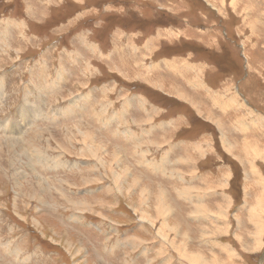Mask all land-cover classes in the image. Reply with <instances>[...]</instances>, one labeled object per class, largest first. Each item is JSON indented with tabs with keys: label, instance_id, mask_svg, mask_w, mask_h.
Here are the masks:
<instances>
[{
	"label": "rangeland",
	"instance_id": "rangeland-1",
	"mask_svg": "<svg viewBox=\"0 0 264 264\" xmlns=\"http://www.w3.org/2000/svg\"><path fill=\"white\" fill-rule=\"evenodd\" d=\"M0 91V264H264V0H0Z\"/></svg>",
	"mask_w": 264,
	"mask_h": 264
},
{
	"label": "bare ground",
	"instance_id": "bare-ground-1",
	"mask_svg": "<svg viewBox=\"0 0 264 264\" xmlns=\"http://www.w3.org/2000/svg\"><path fill=\"white\" fill-rule=\"evenodd\" d=\"M0 92H1V91H0ZM0 95H1V94H0ZM26 106H27V105H26ZM26 106L23 107V110H24V112H26L27 114L30 115L31 112H32V110H31L28 106H27V107H26ZM135 125H136V124H135ZM20 133H21V132H20ZM85 133H86V132H85ZM87 134H89V133H87ZM20 135H22V133H21ZM89 136H90V134L88 135V137H89ZM12 144H13V146H20V142H19V140H17V141H12ZM245 148H246V147H245ZM14 149H15V148H14ZM226 149H227V148H226ZM234 150H235V149H234ZM258 153H259V152H258ZM13 161H14V160H13ZM13 161H12V162H13ZM107 165H108V164H107ZM107 165H106V166H107ZM164 166H165V164H164ZM107 167H108V166H107ZM162 167H163V166H162ZM164 169H165V168H164ZM253 169H254V168H253ZM15 172H16V171H15ZM135 182H136V181H135ZM18 186H19V185H18ZM198 195H199V194H198ZM263 196H264V195H263ZM157 199H158V197H157ZM192 199H193V198H192ZM164 200H165L164 197H161V200H158V201H156V202H158V203H162ZM187 201H188V200H187ZM159 206H160V205H159ZM166 207H167V206H166ZM260 207H261V205H260ZM160 208H161V207H160ZM167 208H168V207H167ZM163 209H164V208H163ZM252 209H254V208H252ZM160 210H161V209H160ZM168 211H170V210H168ZM262 211H263V209H261V214H262ZM165 212H166V210H165ZM170 212H171V211H170ZM170 212H168V213H170ZM166 214H167V213H166ZM166 214H165V215H166ZM213 214H215V212H214ZM165 215H164V216H165ZM167 215H169V214H167ZM169 216H170V215H169ZM263 216H264V215H263ZM250 217H251V218H250L251 220H255V219L257 220V218H256L255 215H254V216L250 215ZM75 218H76V217H75ZM258 220H259V219H258ZM258 220H257V221H258ZM257 221H256V222H257ZM261 221H262V220H261ZM258 222H259V221H258ZM261 226H262V224H261ZM172 227H173V226H172ZM176 229H177V228H173V231H176V232H177ZM263 230H264V229L261 228V235H262L263 232H264ZM261 235H260V236H261ZM255 236H256V235H255ZM130 241H131V240H130ZM131 242H132V241H131ZM132 243H133V242H132ZM135 244H136V243H135ZM140 244H141V243H140ZM136 245H137V244H136ZM136 245H135V246H136ZM131 246H133V245H131ZM186 246H187V245H186ZM181 248H182V247H181ZM185 251H186V250H185ZM190 255H191V254H190ZM199 255H200V254H199ZM196 259L200 262V264H207V263H208L206 260H205L206 262H203L204 259H203L202 256H196ZM210 264H212V263H210Z\"/></svg>",
	"mask_w": 264,
	"mask_h": 264
},
{
	"label": "crops",
	"instance_id": "crops-1",
	"mask_svg": "<svg viewBox=\"0 0 264 264\" xmlns=\"http://www.w3.org/2000/svg\"><path fill=\"white\" fill-rule=\"evenodd\" d=\"M177 193H179V192L177 191ZM258 206H259V205H258ZM189 207H190V209H193L192 206H189ZM204 210L207 211V208L204 207ZM249 210H251V207L249 208ZM257 214H258V216H256V218H257V220L259 219V220H258L259 222H258L256 219L254 220V221H255V224L253 223V226H254L255 230H254V233H253L252 235H253V239H254L255 243L258 245L257 247H259V249H260L261 247H260V245H259L257 242L260 240L259 235L261 234V228L264 229V226H263V224H262L264 221H263V218L260 219V213L257 212ZM249 215H250V213H249ZM261 220H262V221H261ZM256 221H257V222H256ZM261 224H262V226H261ZM263 231H264V230H263ZM263 234H264V232H263ZM255 235H256V236H255ZM240 240H241V239H240ZM259 249H255V248H254L252 254L258 252Z\"/></svg>",
	"mask_w": 264,
	"mask_h": 264
}]
</instances>
